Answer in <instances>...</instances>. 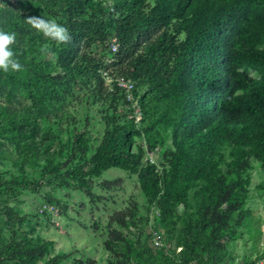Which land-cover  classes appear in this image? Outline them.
I'll return each mask as SVG.
<instances>
[{"label": "trees", "instance_id": "trees-1", "mask_svg": "<svg viewBox=\"0 0 264 264\" xmlns=\"http://www.w3.org/2000/svg\"><path fill=\"white\" fill-rule=\"evenodd\" d=\"M43 7L72 36L61 43L59 67L96 75L103 88L97 70L105 59L109 75L134 82L132 93L144 87L148 136L163 142L165 130L171 140L160 169L143 161L142 147L132 150L141 130L112 114L87 160L91 166L76 164L65 172L79 183L114 167L136 174L161 219L179 224L181 248L170 260L134 232L137 206L114 211L104 241L115 257L108 264H217L224 244L252 217V159L264 167V0H114L113 12L100 0H44ZM112 37L116 52L108 43ZM81 42L106 43L112 56L75 54ZM120 95L113 96L114 109L118 99L128 102L124 91ZM5 215L7 223L22 225L10 208ZM53 244L30 231H12L0 240V264H66V254L50 255ZM76 261L95 264L91 258Z\"/></svg>", "mask_w": 264, "mask_h": 264}, {"label": "rangeland", "instance_id": "rangeland-1", "mask_svg": "<svg viewBox=\"0 0 264 264\" xmlns=\"http://www.w3.org/2000/svg\"><path fill=\"white\" fill-rule=\"evenodd\" d=\"M43 2L0 0V27L16 33L11 48L24 67L20 72L0 69V181L9 182L0 183V240H7L15 230L30 231L31 235L53 240L50 255L66 254V264L89 258L95 264H108L111 256L104 241L109 216L135 205L139 219L134 232L157 254L173 259L181 248L179 224L171 226L161 219L158 208L149 205L140 189L136 174L114 167L87 177L83 183L64 175L76 164L84 169L91 166L87 160L104 134L106 118L112 114L141 130L132 150L142 147L143 161L154 162L160 169L166 164L164 152L171 140L165 130H161L166 134L163 142L157 135L148 136L141 104L144 87L127 98L121 75H109L104 70L105 59L97 70L103 88L96 75H71L59 67L61 43L46 39L26 23L29 15L59 23L45 11ZM44 45L47 52L41 51ZM106 48V43L86 46L81 42L74 53L105 54L110 59ZM122 91L128 102L118 99L114 109L113 96H121ZM248 175L247 206L252 217L239 227L236 239L224 244L217 264H264V167L260 161L252 159ZM7 207L22 218V225L7 223ZM182 211L178 207V212Z\"/></svg>", "mask_w": 264, "mask_h": 264}, {"label": "clouds", "instance_id": "clouds-1", "mask_svg": "<svg viewBox=\"0 0 264 264\" xmlns=\"http://www.w3.org/2000/svg\"><path fill=\"white\" fill-rule=\"evenodd\" d=\"M26 23L42 33L48 39L59 43H70L72 36L65 26L57 23L54 19H48L40 15H29ZM16 43V33L7 32L0 27V69L4 72H20L24 70L23 65L17 59V54L12 50L11 45ZM48 47L44 45L42 52H47Z\"/></svg>", "mask_w": 264, "mask_h": 264}, {"label": "built area", "instance_id": "built-area-1", "mask_svg": "<svg viewBox=\"0 0 264 264\" xmlns=\"http://www.w3.org/2000/svg\"><path fill=\"white\" fill-rule=\"evenodd\" d=\"M103 5H105L109 11L113 12L115 9H114V3H111V2H104V0H100ZM110 48L113 52H116L117 51V47H118V40L116 37H112L110 39ZM121 81L120 83L124 84L125 85V91H126V96L127 98H130L132 97V88L134 86V82L131 80V79H124L123 77H121ZM124 82V83H123Z\"/></svg>", "mask_w": 264, "mask_h": 264}]
</instances>
